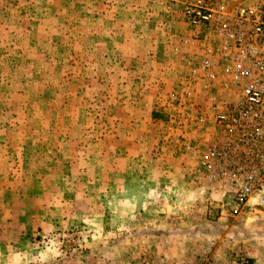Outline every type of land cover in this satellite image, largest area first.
Here are the masks:
<instances>
[{"label": "rangeland", "instance_id": "obj_1", "mask_svg": "<svg viewBox=\"0 0 264 264\" xmlns=\"http://www.w3.org/2000/svg\"><path fill=\"white\" fill-rule=\"evenodd\" d=\"M188 1L0 0V264H264L179 146Z\"/></svg>", "mask_w": 264, "mask_h": 264}, {"label": "built area", "instance_id": "obj_2", "mask_svg": "<svg viewBox=\"0 0 264 264\" xmlns=\"http://www.w3.org/2000/svg\"><path fill=\"white\" fill-rule=\"evenodd\" d=\"M181 18L193 35L182 39L190 51L175 98L198 117L179 146L194 160L202 207L231 217L263 213L264 1L191 0Z\"/></svg>", "mask_w": 264, "mask_h": 264}, {"label": "trees", "instance_id": "obj_3", "mask_svg": "<svg viewBox=\"0 0 264 264\" xmlns=\"http://www.w3.org/2000/svg\"><path fill=\"white\" fill-rule=\"evenodd\" d=\"M154 116H155V117H158V118L161 117L160 113H157V112L154 113Z\"/></svg>", "mask_w": 264, "mask_h": 264}]
</instances>
